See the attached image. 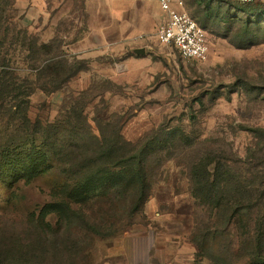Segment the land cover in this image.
I'll use <instances>...</instances> for the list:
<instances>
[{
    "label": "rangeland",
    "instance_id": "rangeland-1",
    "mask_svg": "<svg viewBox=\"0 0 264 264\" xmlns=\"http://www.w3.org/2000/svg\"><path fill=\"white\" fill-rule=\"evenodd\" d=\"M50 1L31 20L17 0H0V9L5 8L0 48L2 54L8 52V75L16 84L47 81L49 63L60 64L58 78L75 74L54 91L38 87L29 97L28 115L59 122L82 110L93 134L116 141L120 132L130 141L126 148L143 157L122 169L119 186L92 193L86 202L69 200L68 215L63 208L44 206L64 198L75 178L102 161L82 159L93 153L92 140L87 139L88 156L68 146V156H50L49 166L30 181H13L15 171L4 173L0 159V264H64L65 259L80 264H264L250 254L260 250L261 242L264 250V233L261 242L254 237L264 215L255 209L243 221L237 215L229 222L197 194L193 176L194 166L208 155L232 162L250 178L257 171L264 174V15L243 11L240 2L185 0L189 14L206 30L209 53L202 61L187 59L176 48L157 43L170 53L164 62L168 93L160 98L132 94L136 90L103 73L78 77L88 67L72 57L67 45L82 28L74 20L81 17L82 1ZM17 25L29 33L25 43ZM32 40L39 53L30 62ZM3 97L0 155L21 123L6 109L22 96ZM138 164L144 184L133 169L128 171ZM58 239L62 248L45 252L39 246ZM19 244L25 252L13 262Z\"/></svg>",
    "mask_w": 264,
    "mask_h": 264
},
{
    "label": "trees",
    "instance_id": "trees-1",
    "mask_svg": "<svg viewBox=\"0 0 264 264\" xmlns=\"http://www.w3.org/2000/svg\"><path fill=\"white\" fill-rule=\"evenodd\" d=\"M220 1L234 3L224 0ZM9 4L10 2L8 1L7 6ZM240 4L244 5L241 8L243 11L264 15V0ZM4 11L5 8L0 9V14L3 12L1 17H4ZM17 26V35L23 34L22 43H25L29 33L26 30H21L19 25ZM36 44L37 41L32 40L28 46L27 52L29 54L27 57L30 58V62L31 60L38 59L36 56L39 53V49ZM42 47L48 53L49 50L46 44H42ZM7 54L8 52L2 54L0 48V104H3V96L10 95V93H13L17 97L22 96V99H15V106L11 104L6 109L10 112L11 116H15L16 119L19 118L21 123L16 129L19 134H12L9 141H7V145L1 150L0 159L3 161L2 169L4 173L11 172L12 170L15 171L13 181L19 177L30 181V179L45 171L46 166H49L50 156L57 158V156L61 155L63 159L65 156H68L66 152L68 146L72 145L76 150H79V155L85 153L88 156L87 139H90L94 146L93 153H91L90 158L84 156L82 159H89V161L93 160L94 162L97 160L102 161L96 164V168L93 171H88L84 175L82 174L78 179L75 178L74 184H71L67 189L65 188L66 192L62 195L65 196L64 198L49 202L45 204L44 208H49L53 211L57 208H63L66 211L64 214L68 215L70 209L69 200L70 202H86L91 198L92 193L106 192L114 186H119L118 184L121 181H119L118 177L123 174L122 169L129 168L131 161H139L143 157V155L141 156V154L133 152L132 149L126 148L130 141L124 139L120 132L117 136V142L110 141L102 135L93 134L92 128L82 110L74 111L73 117L76 119L75 121H73V117L69 113L65 115L63 120H59V122H44L39 119L32 120L28 115L29 97L36 92L38 87H41L45 91L53 88L51 91H54L59 88L61 82L64 83L70 80L75 74L66 75L67 77H63L64 79L58 78L60 76V64L58 62L49 63L46 69L50 78L47 81L34 86L33 82L27 79V82L23 84H16L13 76L8 75L11 69L10 62L6 61ZM98 127L100 128V124H98ZM100 131L102 133V127ZM70 142L71 144H69ZM48 150L51 151V154ZM95 152H98V155H95ZM262 162L264 163V159ZM229 163L227 160L224 161L211 155L202 158L193 168L197 194L205 202H208L212 209H216L219 216H225L229 222L234 217L236 218L237 215H239L238 221H243L255 209L258 210L260 216H263L264 174L257 171L256 173H251L250 178L243 175L242 171L238 172L233 167L235 165L232 162ZM138 165V169L131 167L128 171L133 169L134 175L139 177L142 184H144L145 174L141 165ZM212 165L213 168L211 167ZM69 166L75 165L69 163ZM80 166L84 168L85 164H81ZM258 220L259 224L256 226L258 233H255L254 237L261 242L264 233V222L260 219ZM215 228L218 231V225H215ZM59 241V239L55 241H42L39 242V246H42V250L45 252L52 251L54 248H62L59 246L61 244H57ZM61 241L64 240L62 239ZM258 246L260 250L254 251L252 249L250 250V254L251 256L257 255L258 258L256 259L264 261L262 242L258 243ZM201 248L203 249L204 247L201 246ZM23 252H25V247L19 244L12 258L13 262L18 261ZM27 253L29 254V249ZM56 253L54 252V254ZM46 260L47 258H43L44 262ZM212 260L214 261V259ZM0 263H4V260L0 259ZM50 263L53 264V262ZM64 264L80 263L67 262L65 259Z\"/></svg>",
    "mask_w": 264,
    "mask_h": 264
},
{
    "label": "crops",
    "instance_id": "crops-1",
    "mask_svg": "<svg viewBox=\"0 0 264 264\" xmlns=\"http://www.w3.org/2000/svg\"><path fill=\"white\" fill-rule=\"evenodd\" d=\"M81 1V17L74 20L81 22L82 28L67 45L72 57L88 67L77 76L91 79L96 72L103 73L114 83L136 90L132 94H160L162 98L168 93V70L164 62L170 53L157 45L156 35L157 28L167 18L161 0ZM44 2L17 0L31 20L39 16L37 12L42 11ZM33 9L37 11L33 13Z\"/></svg>",
    "mask_w": 264,
    "mask_h": 264
},
{
    "label": "built area",
    "instance_id": "built-area-1",
    "mask_svg": "<svg viewBox=\"0 0 264 264\" xmlns=\"http://www.w3.org/2000/svg\"><path fill=\"white\" fill-rule=\"evenodd\" d=\"M224 1L250 3L256 0ZM161 7L167 12V18L157 28L159 42L163 45H173L184 58L205 60L209 53L206 30L189 14L185 1L161 0Z\"/></svg>",
    "mask_w": 264,
    "mask_h": 264
}]
</instances>
